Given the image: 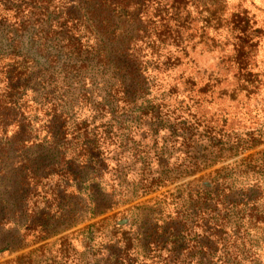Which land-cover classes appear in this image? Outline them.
Here are the masks:
<instances>
[{"label":"rangeland","instance_id":"374dc122","mask_svg":"<svg viewBox=\"0 0 264 264\" xmlns=\"http://www.w3.org/2000/svg\"><path fill=\"white\" fill-rule=\"evenodd\" d=\"M147 6L149 16L157 15L152 21L162 20L156 26L166 28L158 27L163 30L158 36L159 30L151 25L147 31L143 23L144 32L136 33L141 48L138 60L147 80L142 84L130 74L124 86L126 103H111L119 115L92 112L103 93L97 85L102 81L99 74L67 68L74 75L68 81L71 103L66 115L70 125L84 122L88 128V135L79 137L78 143L100 139L106 150L99 154L104 162L100 166L87 168L81 160L68 163L80 191L78 210L69 222L49 228L42 241L36 231L22 227L23 214L15 212L22 206L17 200L20 180L44 175L62 156L71 160L78 154L74 149L78 143L73 140L68 147L55 148L41 135L39 142L26 148L0 145V193L11 202L12 215L15 212L13 230L5 233L6 241L0 246V264H94L96 260L111 264L115 251L128 243L139 250L140 264H150L159 239L154 233L147 237L145 231L163 226L176 211L187 213L189 190L202 192L204 183L208 189L223 190L226 199L234 198L238 203L234 210L245 217L242 229L233 228V219L227 222L223 235L230 247L235 246L233 264H264V226L246 217L249 213L264 216V0H150ZM234 12L246 14L252 30L262 31L257 47L241 58L240 66L233 62L234 37L227 24ZM0 38L5 40V34ZM187 77L196 81L193 90L184 84ZM79 91L89 95L83 105H78ZM190 136L193 139L185 141ZM193 144L201 152L198 159ZM195 167L199 172L192 174ZM56 181L54 177L39 183L38 192L53 188ZM38 195L29 198L30 210L42 205ZM250 197L256 203L245 201ZM186 231L165 249L192 245L196 236ZM24 232L29 235L22 239ZM238 233L241 239H235ZM149 241L147 261L142 247ZM222 249L206 263L228 261L224 256L220 259ZM198 260L196 255L184 262Z\"/></svg>","mask_w":264,"mask_h":264},{"label":"trees","instance_id":"16d2710c","mask_svg":"<svg viewBox=\"0 0 264 264\" xmlns=\"http://www.w3.org/2000/svg\"><path fill=\"white\" fill-rule=\"evenodd\" d=\"M11 1L16 4L12 6L9 3ZM149 1L0 0V37L3 34L6 36L5 40L0 38V145L26 148L28 144L39 142V137L44 135L43 138L48 137L52 147L65 148L72 144L73 140L78 143L79 137L88 135V128L84 122L77 127L74 123L70 125L71 120L66 115L69 107L67 103H71L69 95L71 93L67 86L74 75L67 70L70 67L74 68L75 72L83 68L91 70L99 74L102 80L97 84L102 87L103 93L99 96L101 103L97 104L92 112L103 116L119 115L111 103L113 101L118 105L126 103L128 97L124 92V86L131 79L130 74H135L134 79H138L142 84L147 80L143 76L145 69L141 70L143 64L138 60L141 48L138 45L137 34L144 32L143 23L147 24V31L152 28L151 25L154 26L152 30H159L158 36L163 32L160 29L166 28L163 25L156 26L157 23L161 24L162 20H151L152 17L157 18V15H148L146 8ZM154 11L157 12V9ZM227 24L234 37L231 52L232 57L236 59L233 62L240 66L241 58L257 47V41H260L259 33L262 31L259 27L252 30L254 26L253 24L251 26L250 19L241 12L231 13ZM80 78L83 77L79 75ZM59 82L62 83L61 86ZM184 84L191 85L193 90L196 81L187 77ZM203 87L205 85L201 87L205 90ZM87 95V91H79L78 105H83ZM153 115L158 116L157 113ZM8 129L12 132L11 135ZM184 139L189 141L193 136ZM193 146L194 159H198L201 152L197 144ZM69 149L78 151L71 160L67 161L66 156H62L59 164L48 169L44 175L34 178L22 176L20 180L17 200L22 206L15 212L23 214L25 223L22 227L32 229L31 232L36 231L41 236L38 238L39 241L48 236L49 228L69 222L78 210L80 191L75 187L76 179H73L72 164L81 160L82 166L91 168L104 163L103 159L99 160V154L103 155L106 150L100 139L93 142L81 141L74 149L72 147ZM72 154H75V151H72ZM69 162L72 164H68ZM196 172L199 171L195 167L192 174ZM54 177L58 181L53 188L38 192L39 183ZM202 179L203 177H200L197 180L202 183ZM189 186L190 183L187 184V188ZM202 186L204 188L202 192L189 188L191 194L189 213L181 214L180 211H176V215L164 222L163 226L152 228L151 232L145 231L147 237L154 233L156 239H159L154 242L158 246L153 250L154 255L151 258L155 260L150 264H185L184 261L188 260L189 256L196 255L200 261L194 264H213L206 263L207 258L213 256L220 246L223 247L219 251L222 253L220 259L223 256L228 259L226 262L221 261V264H233L236 260L235 246L230 247L231 244L223 235L227 222L233 219V228L242 229L245 217L236 213L234 208L238 203L234 198L226 199L227 193H223V190L211 187L208 189L209 184L205 183ZM33 193H39L38 196L43 203L40 207L30 210L27 202ZM193 198L197 201L193 202ZM245 201L256 203L251 197ZM10 204L11 202L0 193V246L4 240L6 241L5 233L13 230L11 217L15 212L12 215ZM246 217H250V222L253 218L256 224L264 226V216L255 217L249 213ZM54 219L59 222H54ZM4 228L6 232L3 231ZM185 230L191 237L196 236L195 240L191 241L192 245L188 242L186 245L178 244L171 250L165 249L169 241L178 240ZM28 235V232H24L21 237L25 239ZM239 235L235 239H241V234ZM165 237L167 238L163 239ZM151 242L142 247L147 259L142 258L147 261L149 254L146 249ZM111 251L107 249V252ZM113 255L115 258L111 264L139 263V250L129 243L115 251ZM100 263L96 260L94 264Z\"/></svg>","mask_w":264,"mask_h":264}]
</instances>
